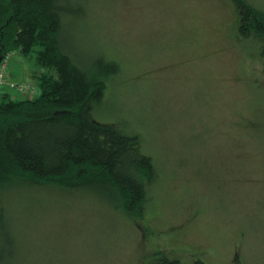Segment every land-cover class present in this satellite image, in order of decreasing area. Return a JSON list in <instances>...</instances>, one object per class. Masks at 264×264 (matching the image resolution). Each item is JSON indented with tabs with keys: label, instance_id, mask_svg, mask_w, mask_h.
<instances>
[{
	"label": "rangeland",
	"instance_id": "374dc122",
	"mask_svg": "<svg viewBox=\"0 0 264 264\" xmlns=\"http://www.w3.org/2000/svg\"><path fill=\"white\" fill-rule=\"evenodd\" d=\"M89 1L66 18L63 44L89 73L104 58L120 66L89 115L136 136L158 176L133 215L106 185L13 187L0 255L3 241L20 254L0 264H264V38L241 37L232 0ZM41 50L7 53L9 81L37 89L58 75Z\"/></svg>",
	"mask_w": 264,
	"mask_h": 264
},
{
	"label": "trees",
	"instance_id": "16d2710c",
	"mask_svg": "<svg viewBox=\"0 0 264 264\" xmlns=\"http://www.w3.org/2000/svg\"><path fill=\"white\" fill-rule=\"evenodd\" d=\"M239 15V33L264 38V12L245 0H232ZM89 0H0V66L7 53L42 47L41 66L58 75L43 74L34 98L0 92V206L8 191L25 183L64 188L115 189L121 206L131 215L147 204L144 181L158 172L151 157L136 148L138 138L89 115L102 102L107 76L119 73V63L100 61L99 71L82 69L63 44L66 18L90 12ZM87 6V9L86 7ZM104 57V56H103ZM9 89V88H8ZM9 260L20 254L18 241H3ZM159 264H184L162 258ZM193 264H206L197 260Z\"/></svg>",
	"mask_w": 264,
	"mask_h": 264
},
{
	"label": "built area",
	"instance_id": "2783aa9c",
	"mask_svg": "<svg viewBox=\"0 0 264 264\" xmlns=\"http://www.w3.org/2000/svg\"><path fill=\"white\" fill-rule=\"evenodd\" d=\"M7 70L8 59H5L0 66V92L4 88H9L12 90H16L23 98H34L37 93V89L28 85L27 83L19 84L9 81V74Z\"/></svg>",
	"mask_w": 264,
	"mask_h": 264
}]
</instances>
